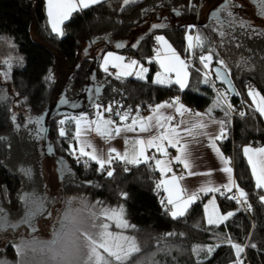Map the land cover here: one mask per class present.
Segmentation results:
<instances>
[{"label":"trees","instance_id":"1","mask_svg":"<svg viewBox=\"0 0 264 264\" xmlns=\"http://www.w3.org/2000/svg\"><path fill=\"white\" fill-rule=\"evenodd\" d=\"M220 1L138 0V3L125 7L123 0H105L102 4L73 12L62 23L64 34L58 36L49 27L45 0H0V72L6 69L8 72L6 81H0V136L7 138L0 141L1 202L8 208L18 207V195L24 179L9 167L16 147L14 138L20 134L29 117L46 113L43 148L50 146L54 153L68 161V171L59 186L60 198L76 197L81 207L91 205L90 209L98 211L123 205L125 218L135 225L134 229L129 228L125 232L136 237L141 247V252L133 256L130 264H234L237 257L235 249L227 242L228 238L232 244H256L255 248L246 247L241 254L244 264H264V204L259 200L263 190L255 187L243 154L246 145L264 147V121L249 107L252 100L247 95L249 85L264 94V36L245 35L244 30L237 29L238 40L222 45L219 31H212V28H219L216 17L208 13L206 19H199L203 4L215 6ZM234 2L239 5L234 12L240 18L264 30V16H256L254 6L248 0ZM172 7L182 9L181 14L171 12ZM220 15L224 17V14ZM165 18H169L165 28L150 29L151 24L161 23ZM189 25L195 27L189 28ZM197 33L204 37L203 45L186 51V36L189 34L195 38ZM158 34L163 35L189 63V87L181 90L175 84L153 83L156 73L161 72L153 59L154 38ZM121 40H126L125 47H116L115 43ZM137 41H140L138 46L132 48L131 45ZM85 43L91 46L94 54L78 61L77 55ZM237 43L241 47L237 48ZM95 49H98L97 54ZM209 50L219 53V57L213 55L210 71H206L199 57L207 55ZM107 51L139 59L149 69L147 79L131 76L117 80L110 70L112 75L104 73L100 65ZM218 58L226 60L230 68L229 79L240 95L229 94L212 74V66H219ZM205 72L209 74L208 84L203 83ZM50 73L52 80L46 79ZM92 73L94 79H91ZM91 81L100 85L101 90L90 100L87 91ZM62 89L67 98L81 97L89 105L81 110H72L73 114L80 115L92 109L97 112V103L107 107L115 100L119 101L121 112L131 108V116L136 115L139 105L141 117L156 104L176 97L192 111L206 113L217 100L218 92L227 93L233 108L231 123L227 138L217 141V144L223 155L231 160L235 183L249 194L247 203L251 209L245 210L244 205L227 198L234 193H207L189 206L183 217L172 218L169 207L166 209L161 204L165 196L162 188H156L160 175L154 168V161L126 166L116 160L104 172L98 170L95 162L77 163L72 151L74 122L63 119L64 114L57 109L60 105L47 112L56 92ZM225 109L226 106L214 108L212 117L226 119ZM240 111L246 115L240 117ZM105 115H111L120 123L115 116V108L112 114ZM61 120H65L64 125L59 124ZM60 127L65 129L67 136H59ZM151 155L159 157L157 153ZM125 167L129 171H125ZM110 169H114L112 177L106 175ZM122 192L127 193V199L121 198ZM211 197L215 198L221 215L235 213L219 226L209 225L206 221L205 200ZM112 230L119 231L114 226ZM168 233L176 235L168 236ZM195 246H212L214 251L197 256L192 251ZM6 253L8 258L16 259L12 246Z\"/></svg>","mask_w":264,"mask_h":264},{"label":"snow or ice","instance_id":"2","mask_svg":"<svg viewBox=\"0 0 264 264\" xmlns=\"http://www.w3.org/2000/svg\"><path fill=\"white\" fill-rule=\"evenodd\" d=\"M105 0H47L48 3V16L50 18L52 31L63 35V31L60 25L63 21L69 19L73 12L78 10L88 9L89 7L97 4L104 3ZM264 3V0H260ZM138 3V0H123V6H129ZM239 6L234 0H224V3L219 7L218 12H213V16L216 17V24L218 29L212 28L213 32L219 31V36L223 38L221 44L237 41L238 33L237 29L244 30L245 35L264 36V30L257 29L254 25L240 18L234 9ZM242 7V6H240ZM145 12L148 10L145 9ZM154 11V9H153ZM176 15H180L182 9L178 7H172L170 9ZM220 14H224L221 18ZM264 15V12L261 13ZM164 23H154L150 25V29H162L165 28ZM189 28H194V25H189ZM211 28V26H209ZM143 38H141L142 40ZM193 39L196 43L193 44ZM155 40L161 45V48L156 50L155 59L159 62L162 72H157L153 80V83L158 85L171 86L173 84L178 85L181 90L189 87V68L190 65L185 60L181 59L176 53V50L168 42L163 35H156ZM186 40L188 47L186 51H190L194 47H200L203 45L204 37L199 33L193 38L192 35H187ZM211 42V41H209ZM140 41L132 44V48H136ZM118 48L125 47L124 44L118 43ZM236 47H241V44L237 43ZM213 55L219 57V53H214L209 50L207 55H201L199 57L200 63L204 69H208L210 62L213 60ZM125 58L120 55H116L113 52H108L103 56V61L100 65L103 72L112 75L109 72V65L118 69L115 73L117 80L135 76L139 80H146L148 68L144 67L136 59H131L128 63H124ZM217 67L215 76L218 80L227 81L229 90L234 92L235 95H240L235 90L234 85L229 79L230 68L223 58L217 59ZM199 72L200 69H195ZM172 73L175 74V78H172ZM208 73L205 72L203 83L208 84ZM52 80L51 73L46 78ZM214 86V85H213ZM101 86H97L95 94H99ZM247 95L251 98L252 104L249 105L254 111L258 112L261 116H264V94H261L257 89L251 85L247 88ZM67 102V101H65ZM224 116L226 119L216 120L212 117L211 113L214 108H225ZM97 109L96 119L89 120L86 115L78 117H72L75 121V136L74 139L78 142L79 149L76 154V149L73 148V154L76 155V162L87 164L89 161L95 162L98 165V170L104 172L106 167L112 165L116 160L121 161L127 165H140L148 164L150 161H154V168L158 170L162 177H166L168 173L171 176L168 178L160 179L157 184V189H163L167 193L166 197L161 200V204L167 209L171 206L170 215L172 218L183 217L188 211L189 206L194 204L200 198V193H219L225 195V192L221 191V187L226 192L231 193L233 188L236 189V194L228 196L227 198L235 201L238 204L245 206V210L251 209V205L247 203L249 194L240 188L238 184L232 178L233 168L229 166L231 160L224 157L220 148L217 147V141L227 138L228 125L231 123V112L233 110L232 105L228 102L227 93H217V100L213 106L207 110L206 113L192 112L180 103L179 97L173 99L171 103L164 102L157 104L152 108V115L148 117H141L139 113V105L136 107V115L131 116L132 109L129 108L123 112L120 111L119 101L110 102L107 107L97 103L95 105ZM115 108V116L119 118L120 122H126L131 116V123H120L111 118H104V114H112ZM166 108H175V111L180 114L181 117L185 116V113H189L191 119H181L177 124L172 125L174 117L171 115H164L162 110ZM240 117H244L246 113L240 111L238 113ZM207 117V119H205ZM14 119V118H13ZM68 119V118H66ZM42 117L36 118V123L40 124ZM32 118H29L28 124H31ZM61 125L65 124V120L60 121ZM209 125H218V133L213 134L208 131ZM27 124L24 125L27 128ZM93 126L94 129H93ZM19 127V126H17ZM94 130L99 135L106 137L108 140L114 139L115 136H120L122 133L137 132L147 133L153 130L158 131V135L151 136L145 140L142 136L137 135L134 138L125 137L126 148L123 153L119 152L114 147H109L107 153L103 150H98L93 146V143L86 138L89 131ZM45 132V129L40 126L36 129L37 135ZM114 134V135H113ZM68 133L63 127L59 129V136L65 137ZM199 137H207L210 147H212L223 161L224 167L221 169L224 173L228 174V183L220 187L212 186V181H206L198 190L187 192L186 188H181L180 180L185 177L177 175L173 172L171 167L173 162H177L183 165L184 169L188 170V176L205 175L210 176L211 172L197 173L192 171L194 167L191 159L190 146L192 143H199ZM191 138V139H188ZM6 137L0 136V141L6 140ZM165 144L171 148L177 149L178 154L171 159H167L168 150ZM130 145V147H128ZM155 149L156 153H160L163 159H158L156 155L149 156L147 150ZM91 149V151H86ZM115 153V155H113ZM243 153L247 158V163L251 167L252 176L255 178V187L258 189H264V147L252 148L251 146H245ZM125 171H129L128 167L124 168ZM27 171V170H26ZM106 175L112 177L114 175V169L107 170ZM121 198L127 199V193H120ZM259 200L264 203V195L259 197ZM213 205L211 211H208V206L205 205L207 223L209 225L223 224L230 217L235 215L234 212H228L225 215H221L215 206V198L209 201ZM39 203L34 201V207L28 212L23 223H31L29 217L38 209ZM91 205H85L81 209L75 211H68L64 214L61 220V227L57 230L54 238L51 241L46 242L39 251L44 253L45 259L48 264H130L133 256L141 252V247L138 244L136 237L126 234L125 230L135 228V225L130 224L125 218L126 210L123 205H118L115 208H103L99 212L90 211ZM86 213V214H85ZM102 218V219H101ZM113 226L119 231H113ZM4 227L15 228L16 225L6 220L2 213H0V230ZM168 236L176 235L175 233H168ZM227 242L235 249L237 259L234 264H244L240 259L241 254L245 251L246 247L255 248L256 244L244 245L239 243L232 244L230 238ZM219 245H217L218 247ZM31 247V245L24 243L17 246L18 252L23 256L25 255V249ZM37 249L33 248V251ZM192 251L199 256L200 253L211 254L214 251L212 246L201 247L195 246Z\"/></svg>","mask_w":264,"mask_h":264},{"label":"rangeland","instance_id":"3","mask_svg":"<svg viewBox=\"0 0 264 264\" xmlns=\"http://www.w3.org/2000/svg\"><path fill=\"white\" fill-rule=\"evenodd\" d=\"M248 1L254 6L253 11H255L256 16L264 12V3H261L260 0ZM223 3L224 0H221L215 6L203 4L199 12V19H206L208 13L213 14ZM245 13L248 14V10ZM166 18L161 23L166 24L169 22V18ZM48 24L52 31L51 22H48ZM60 27L62 29V24ZM53 33L61 36L56 32ZM125 41H118L115 46L118 43L124 44ZM95 53H98V49H95ZM93 54L91 46L85 43L79 50L77 60L79 61L83 57L92 56ZM210 66L205 70L210 71ZM7 73V69L4 72H0V81H6ZM91 79H94V73L91 74ZM97 86L100 85L93 81L89 84L87 92L90 100L95 97ZM89 99L88 102L90 101ZM65 101L74 102L75 104L87 103L81 97L67 98L62 89L56 92L54 99L47 108V112L62 105ZM46 115L44 113L39 116L32 115L29 117L32 118L33 122L28 124V118L26 121L27 128L23 127L20 134L14 138L16 147L11 156L9 167L14 173L23 177L24 184L19 191V205L17 208H8L1 202L0 196V213L3 214L7 221L16 225L15 228L4 227L0 230V264H48L44 253L40 252L39 249L54 238L57 230L61 227V220L66 212L83 208L79 205L81 202L76 197H68L66 200L60 198L59 186L64 174L68 171V161L64 156L54 153L50 146H47L45 150L43 148L44 132L37 135L36 129L40 126L45 129ZM37 117H42L40 124L36 123ZM212 200L213 197L205 203L208 206V211H211L213 207L209 203ZM34 201L38 202L40 206L29 217L31 223H23L22 221L28 212L34 207ZM82 203L84 204V202ZM89 210L99 212L94 208ZM24 243L31 245V247L26 248L25 255L22 256L18 252L17 246ZM9 246H12L13 251L16 253V259L14 260L7 256L6 251ZM33 248L37 250L33 251Z\"/></svg>","mask_w":264,"mask_h":264},{"label":"crops","instance_id":"4","mask_svg":"<svg viewBox=\"0 0 264 264\" xmlns=\"http://www.w3.org/2000/svg\"><path fill=\"white\" fill-rule=\"evenodd\" d=\"M45 9H46L47 17H48V22H50V18L48 16V11H47V9H48L47 0H45ZM158 35H161V34H158ZM193 43H194V39H193ZM159 48H161V45L154 38L155 53L153 55V59L156 61V63L158 64V66L160 68L159 62L155 59L156 50ZM108 52H113L116 55L123 56L125 58L124 63H128L131 59H136L140 62V60L137 58H134L132 56H129V55L117 52V51H107L103 54V56L106 55ZM176 53L180 56L181 59L185 60L178 52H176ZM103 56H102V61H103ZM140 64H141V62H140ZM109 70L112 73H114V75L117 71H119L118 69L113 68L111 65H109ZM160 70L162 72L161 68H160ZM171 75H172V78L174 79L175 74L172 73ZM173 99L168 100V101H162L158 104H161L164 102L171 103L173 101ZM180 103L183 104L181 101H180ZM183 105L187 109H190L185 104H183ZM87 106H89V105L86 103H84V104L76 103L75 104L74 102H72V103L71 102H64L57 109H59L60 113L64 114L63 119L64 118L71 119L72 117L81 116V114L80 115L73 114L72 110H81ZM62 107H66L67 109H61ZM162 112L164 115H171L174 117V120L171 122L172 125L177 124L181 119H191V116L189 113H185V116L181 117L180 114L175 111V108H166V109H163ZM192 112H195V111H192ZM150 115H152V110L147 115H145L143 117H148ZM108 117H109L108 115L104 114V118H108ZM261 117L264 121V116H261ZM94 119H96V117ZM205 119H207V117H205ZM72 121L74 122V136H75V121L74 120H72ZM120 123H131V120H128L126 122H120ZM120 123H118V124H120ZM94 127L95 126H93V129H94ZM208 131L213 133V134H217L218 133V125H209ZM137 135L142 136L145 140H147L151 136L158 135V131L153 130V131L147 132V133H138V131L137 132L122 133L120 136H115L114 139L108 140L106 137H103V136L99 135L97 132H95L94 130H92V131H89L87 133L86 138L93 143L94 147H96L98 150H103L105 153H107V150L109 149V147H114L119 152L123 153L125 148H126L125 137L134 138ZM188 139H191V138H188ZM198 140H199V143H192L190 146L191 159H192V162L194 165V167L192 168V171L197 172V173L211 172L210 176H205V175L188 176L187 175L188 170L184 169L182 164L177 163V162H173L171 165L173 172L177 175V177H180L181 175H183L185 177L183 180H180L179 183H180L181 188L187 189L188 193H191L192 191L198 190L208 180L212 181V186H217V187H220V186L228 183V174L221 171V169L224 167L223 161L221 160L220 156L216 153V151L212 147H210L208 138L207 137H199ZM79 146L80 145L78 144V142L74 139V148L77 150L76 154H78ZM246 146H248V145H246ZM128 147H130V145ZM165 147L168 150L167 159H171L172 157H174L178 154L177 149L171 148L167 144H165ZM217 147H219L218 144H217ZM260 147H263V146L252 147V148H260ZM86 151H91V149H86ZM151 153H156L154 148L147 150L148 155ZM157 154H159L158 159L165 158L160 153H157ZM113 155H115V153H113ZM244 157H245V155H244ZM245 159L247 161L246 157H245ZM229 166L232 167L231 164ZM248 166H249V169L251 172V167H250V165H248ZM158 173L160 175L159 180L162 178H168L171 176V173H168L166 177H162L159 171H158ZM251 175H252V173H251ZM232 178L234 180L233 174H232ZM252 178L255 182V178L253 176H252ZM262 190H263V195H264V189H262ZM221 191L226 192V190L223 189L222 187H221ZM163 193H164V196L166 197L167 193H165L164 190H163ZM226 193H228V192H226ZM231 193L236 194V189L233 188ZM203 194H207V193H200V196ZM208 200H210V198H207L205 200V203ZM170 212H171V206H169V213Z\"/></svg>","mask_w":264,"mask_h":264},{"label":"water","instance_id":"5","mask_svg":"<svg viewBox=\"0 0 264 264\" xmlns=\"http://www.w3.org/2000/svg\"><path fill=\"white\" fill-rule=\"evenodd\" d=\"M217 67H219V66L214 65V66H212V68H211L212 74L214 75L215 78H216V76H215V71H214V70H215ZM216 79H217V78H216ZM217 80H218V79H217ZM218 81L223 85L224 89H225L229 94L235 96V93L229 90V85H228L227 81H224V80H218ZM63 108H64V107H63ZM65 109H67V108L65 107Z\"/></svg>","mask_w":264,"mask_h":264},{"label":"built area","instance_id":"6","mask_svg":"<svg viewBox=\"0 0 264 264\" xmlns=\"http://www.w3.org/2000/svg\"><path fill=\"white\" fill-rule=\"evenodd\" d=\"M193 57H196V55L194 54ZM81 115H86L89 118V120H93L96 117L97 112H96V110L92 109V110H89L87 112L82 113Z\"/></svg>","mask_w":264,"mask_h":264}]
</instances>
